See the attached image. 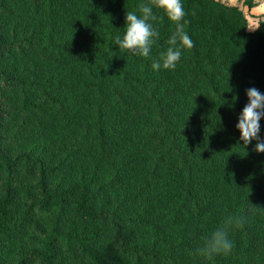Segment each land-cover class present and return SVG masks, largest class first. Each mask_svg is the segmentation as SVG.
<instances>
[{"label": "trees", "instance_id": "1", "mask_svg": "<svg viewBox=\"0 0 264 264\" xmlns=\"http://www.w3.org/2000/svg\"><path fill=\"white\" fill-rule=\"evenodd\" d=\"M20 2L0 0L1 20ZM25 3L43 23L39 39L0 31V264H264V153L243 149L235 128L246 89L264 92V15L249 30L237 6L183 0L193 47L157 72L166 21L150 57L111 45L141 0ZM31 51L51 69L14 76L9 61ZM18 116L50 133L56 163L10 149ZM241 210L248 221L230 231V254L197 251ZM18 234L27 247L8 262L5 241Z\"/></svg>", "mask_w": 264, "mask_h": 264}, {"label": "clouds", "instance_id": "2", "mask_svg": "<svg viewBox=\"0 0 264 264\" xmlns=\"http://www.w3.org/2000/svg\"><path fill=\"white\" fill-rule=\"evenodd\" d=\"M185 16L183 0H141L137 10L125 13L123 31L113 36L111 45H115L123 54L150 57L153 45L160 36L158 22L166 21L173 26V31L167 37L166 49L152 59L150 67L157 72L173 70L184 50L193 47V40L185 30L187 24ZM245 95L246 103L235 124L239 132L238 139L242 141L243 149L251 144V151L256 154L264 153V134H261L264 92L256 87H250L246 89ZM247 221L248 215L245 210L227 217L205 236L197 251L208 260L221 254H230L233 248L230 231L234 227H243Z\"/></svg>", "mask_w": 264, "mask_h": 264}, {"label": "rangeland", "instance_id": "3", "mask_svg": "<svg viewBox=\"0 0 264 264\" xmlns=\"http://www.w3.org/2000/svg\"><path fill=\"white\" fill-rule=\"evenodd\" d=\"M25 1L26 0H22V2H20L17 5L16 16L12 22L2 21L0 17V28L2 29V30L0 29L1 32L3 31V29H5L7 35L17 33L16 34L17 36L18 35L21 36L23 34L28 35V33L26 32L27 29L29 28L30 29L29 34H35V35L36 33H38V35L41 34V30L43 29V23L41 20L38 19H33V20L29 19L27 14V4L25 3ZM219 1L227 5L237 6L238 8L242 9L248 19L249 30H255L258 26L257 24L258 17L264 15V0H219ZM248 4L251 5L250 10L248 9L247 6ZM68 12L71 13L72 11H68ZM68 16H66V14H63L59 21V26L61 28L60 36L62 38L65 37L68 29L71 27L68 23L70 19L69 13ZM36 39L38 40L39 36H37ZM84 51L85 49L80 47L77 54L79 59H81L80 56ZM34 52L32 51L28 52L25 57L19 56V58H17L15 61H9L8 64L9 69L10 70L15 69L13 70V73H15L14 76L26 75L27 73H30L31 75L36 71H38L41 74L51 69L50 63L45 61L44 59H41V56L38 57L39 55H35ZM64 62H65L64 64L66 65L64 69L69 70L72 67V65L67 64L68 60H65ZM74 63L75 62H73L72 64ZM57 64L58 66H60V62H58ZM57 86L62 87V84H59ZM3 93L0 92V97L5 98L3 96ZM23 118H24L23 116L13 117L9 122L7 133L8 134L12 132L14 133L17 130V133L19 135V140L14 142L10 147V149L24 150L31 157L40 159L47 164H53L54 162L56 163V161L59 158V154L58 151L55 149L56 146L53 145V140L52 137L50 136V133L49 132L47 133L45 130L43 131L36 122L37 120H35L34 118L27 119L26 121H24L25 123L20 125ZM42 126L45 127L43 121H42ZM134 126H136L135 123L131 125V127ZM24 247H27V243L25 245L23 234L16 235L14 240L5 241L4 255L6 260L8 262H11L16 252Z\"/></svg>", "mask_w": 264, "mask_h": 264}]
</instances>
